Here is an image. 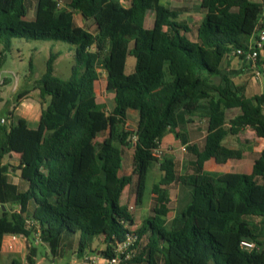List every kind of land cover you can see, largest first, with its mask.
<instances>
[{"label": "trees", "instance_id": "1", "mask_svg": "<svg viewBox=\"0 0 264 264\" xmlns=\"http://www.w3.org/2000/svg\"><path fill=\"white\" fill-rule=\"evenodd\" d=\"M176 1L197 3L202 19L196 26L179 19L186 5L170 7L160 0H35L33 21L25 19L29 0H0V66L16 38L73 48L68 79L54 75L59 53L51 51L44 74L34 82L41 100L35 128L0 121V264L8 234L26 239L24 264H35V235L51 259L67 251L76 259H110L128 234L136 241L122 264H264V147L249 174L204 170L206 162L242 157V150L223 145L228 136L251 129L264 139V90L246 97L220 68L236 49H247L264 5ZM149 11L154 20L145 28ZM75 13L91 22L93 31L77 26ZM129 56L135 63L126 73ZM255 64L264 68L259 55ZM102 72L112 95L108 111L94 92ZM29 92H19L16 103ZM129 110L138 115L134 132L126 129ZM193 118L205 125L200 145L186 140ZM168 134L184 145L189 170L181 174L173 157L159 162L150 215L132 230L134 220L119 205L120 196L133 184L135 202H142L150 167L157 162L154 152ZM15 148L17 184L4 179L1 166ZM124 149L132 151L131 174L120 176ZM174 184L188 189L189 200L167 226L168 187ZM96 239L103 249H93ZM242 239L255 248L242 249Z\"/></svg>", "mask_w": 264, "mask_h": 264}, {"label": "rangeland", "instance_id": "2", "mask_svg": "<svg viewBox=\"0 0 264 264\" xmlns=\"http://www.w3.org/2000/svg\"><path fill=\"white\" fill-rule=\"evenodd\" d=\"M160 3L173 7L176 4L173 0H160ZM189 8L188 11L183 13L179 19L185 21L190 26H196L202 19V14L197 10V5L182 2ZM154 20V12L149 11L145 16L144 27L150 28ZM75 22L89 31H93V24L88 22L83 24L78 14H75ZM193 34L189 35L192 38ZM59 53V56L54 62V75L61 79H68L71 75V66L73 58V48L64 42L53 41H41V40H25V39H12L10 49L4 53L2 64L0 66V119H5L6 125H18L23 119L28 120V125L33 127L40 114V97L37 90H33V85L45 72V64L49 57L50 52ZM226 58L221 62L220 68L225 63ZM231 62V61H230ZM227 64L230 65L231 63ZM135 60L132 56L127 58L126 73L133 70ZM259 71V70H258ZM257 69H250L247 74L249 78H254L256 82ZM104 72H102L103 74ZM105 74V73H104ZM259 71V76H261ZM5 81V82H3ZM219 78H214L213 83L217 84ZM22 90H29L30 92L16 103V96ZM95 94L98 103L104 105L106 111L112 107V95L106 91L105 88V76H100V80L95 84ZM11 113V117L8 113ZM195 121L193 124L187 125V137L191 138L196 144H202L205 125L199 118H193ZM137 126V112L129 110L127 116L126 129L134 132ZM106 132L100 133L96 139L95 144L100 143ZM175 139V138H174ZM223 145L229 149L242 150L243 154L240 159L228 160L224 164H216L213 161L206 165V171L224 174L228 172L238 173H250L252 170L253 160L264 147V140L256 137L254 131L251 129L243 130L237 136H228ZM181 145L177 144L175 140H171L169 145L159 147V152L154 155L157 162H154L149 170L146 182V190L142 200V204L137 207L133 206L134 198V185H130L126 188L124 198L122 200L126 206H129L133 214L134 226L132 230L139 228L142 221L150 215V208L153 202L154 196L151 195L152 184L156 183L160 177L161 172L159 170V162L164 157H173L179 164V172L181 174L188 172V159L189 154L187 151L181 150ZM126 159L123 158V169L120 172V176L131 172V153L130 149H124ZM19 158V150L13 149L11 153L4 156L1 166L3 168V177L6 181L18 183V171L16 170ZM169 212L166 217V225L170 226L174 219L178 216L179 211L183 208L189 200L188 189L180 185H172L168 187ZM17 211L18 208H12ZM173 215H175L174 218ZM145 242V240H144ZM34 245V244H33ZM35 246V245H34ZM36 257L34 258L35 264H49V262H55L54 264H68L74 263V259H71L72 252L67 251L61 257L51 259L48 249L45 245L38 244ZM103 249L104 246L100 239H96L93 244V249ZM28 250L21 249L17 252L16 256H8L2 261L1 264H11L12 260H21L25 262L26 254ZM15 257V258H14ZM76 259V258H75ZM22 264V262H20Z\"/></svg>", "mask_w": 264, "mask_h": 264}, {"label": "crops", "instance_id": "3", "mask_svg": "<svg viewBox=\"0 0 264 264\" xmlns=\"http://www.w3.org/2000/svg\"><path fill=\"white\" fill-rule=\"evenodd\" d=\"M173 1H175L176 4H177V5L173 6V7H182V6L184 7L185 6L180 1H176V0H173ZM254 1L260 2V3H262L264 5V0H254ZM193 4L194 5L195 4L197 5V3H193ZM75 14H78V16H79L80 20L83 22V24H87L88 23V22H86L85 20H83L81 18V16L79 15V13H75ZM75 14H74V19H75ZM34 15H35V0H29V3H28V12H27V16H26L25 19L27 21H33L34 20ZM76 25L77 26H80V27H83V26H81V25H79L77 23H76ZM260 26L261 27H264V17H262V19H261ZM259 60L260 61L264 60V49L259 52ZM228 62H230L231 64L228 65L227 64ZM222 66L223 67L221 68V70L223 71V73H225L229 77V79L233 83V85L235 87H238L239 90L246 97H251L253 95L260 94L264 90V68L261 69V68L257 67L256 64H254V66H252L249 62H245V61L241 60L240 58L234 57L232 55L226 57L225 63ZM253 68H257L262 73L261 76H259V75L256 76V80L258 82H256L254 80V78H249L248 77L247 72L250 69H253ZM101 75L102 76H105V85H106V75L104 73L101 74ZM99 80H100V78L98 79V81ZM98 81H96L95 84ZM95 84H94V92H95ZM237 112H238L237 110H234L231 113L232 114H237ZM128 115H129V111H128ZM137 117H138V115H137ZM38 120H39V118H38ZM38 120L36 122V125L38 123ZM22 121L25 123V126L27 128H35V126H36L35 125L33 127H30L28 125V120L27 119H23ZM12 126L15 127L17 125H12ZM187 130H188V127H186V131ZM174 138L175 137L172 134L166 135L162 139L160 146L169 145L171 140H175V142H177V144H179L182 147H184V145H182V143L180 142V140H178L176 138L174 139ZM186 140L190 144L195 143L191 138L186 137ZM182 147H181V150H182ZM209 162H211V161H209ZM209 162H206L204 164V170H206V165ZM130 174H131V172L128 173V174H123V175H130ZM14 184H17V183H14ZM129 186H126L124 188V190H123V192H122V194L120 196L119 205L126 207L127 208V211L132 215V218H133V214H132V211L130 210L129 206H126L125 203L122 202V200L124 198L125 190ZM141 204H142V202L140 204H136L135 197L133 198V206L134 207H137L138 205H141ZM174 217H175V215H173L172 218H174ZM35 246H37V245H35ZM22 248L25 249V250H27V242H26V239L25 238H23L21 236H18V235H11V234L5 235L3 237V242H2V246H1V261H3L4 259H6L8 256H16L17 252L20 251ZM99 250H101V248H99ZM71 256H72L71 259H74L73 260L74 263H72V264H81L79 262V259H75V257L72 254H71ZM20 262H22V264L25 263L22 260ZM54 263L55 262H51V261L49 262V264H54ZM65 264H68V262L65 263Z\"/></svg>", "mask_w": 264, "mask_h": 264}, {"label": "built area", "instance_id": "4", "mask_svg": "<svg viewBox=\"0 0 264 264\" xmlns=\"http://www.w3.org/2000/svg\"><path fill=\"white\" fill-rule=\"evenodd\" d=\"M58 7H62L63 4L58 1L57 4ZM262 17H264V7L262 9V12L259 16V22L255 28L254 34L252 35L247 49H236L233 53H231L232 56L240 58L241 60L245 62H249L252 66H254L259 52L264 49V27L260 26V22ZM257 69V68H256ZM259 75V71L257 69L256 76ZM1 123H5V119L0 120ZM182 151H185V147H182ZM159 150H156L154 152V155L158 153ZM26 224L31 225L30 221H26ZM136 236L133 234H128L124 241L120 243L115 249H114V256L110 259H103L97 255L94 256H88L83 259H79V262L81 264H122L123 262L130 259L132 255V251L130 252V247L135 243ZM33 244L38 245L40 244L39 238L35 235L33 238ZM240 246L244 250H252L255 248V244L249 240V239H242L240 241Z\"/></svg>", "mask_w": 264, "mask_h": 264}]
</instances>
